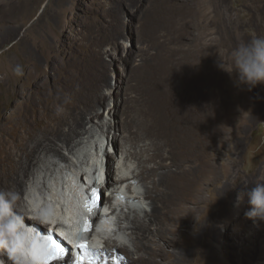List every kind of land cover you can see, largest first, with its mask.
Segmentation results:
<instances>
[{"label":"bare ground","instance_id":"6f19581e","mask_svg":"<svg viewBox=\"0 0 264 264\" xmlns=\"http://www.w3.org/2000/svg\"><path fill=\"white\" fill-rule=\"evenodd\" d=\"M38 1L14 0L22 13L6 27V39L26 24ZM192 1L157 0L158 12L151 14L162 16L184 9L187 18ZM133 2L128 0L131 6ZM10 14L7 3L0 0V27L8 23ZM145 21L138 18L137 36L130 46L122 45L123 55L114 57L119 66L125 64L119 72L120 84L105 69L107 62L99 42L102 29L96 21L88 28L98 38L97 43L82 47L76 56L64 53L60 63L55 59L60 46L47 40L38 24L25 27L11 45L19 51L23 74L14 73L16 60L8 53L5 84L0 80V88L11 101H19L24 113L16 122L22 128L19 132L9 133L6 123L0 126V190L14 192L17 197L8 210L0 209L2 264H26L18 249L30 239L33 227L48 232L51 223L43 217L70 230L78 213L73 203L78 186L88 187L87 181L101 176L111 192L102 189L103 205H108L103 215L106 230L100 235L105 248L93 253L94 264L100 253L104 264H212L216 257L215 227L204 231L195 214L203 184L216 179L215 162L221 155L212 148L220 139L216 129H206L215 113L214 101L200 80V66L208 59L173 57L161 46L148 52L147 33L155 29L151 21ZM114 34L117 38L123 35L119 29ZM0 41L4 39L0 37ZM37 51L45 55L44 64ZM225 85L232 103L246 105L252 119L260 115L255 88L246 96L243 87H236L227 78ZM100 107L109 119L102 117ZM32 133H39L33 143L26 139ZM31 155L34 162L29 160ZM250 174L248 181H253V176L264 178V159ZM124 207L128 213L123 212ZM190 222L196 225L192 228ZM230 222V218L225 219L227 232L223 236L233 233L242 241L232 250L235 264H264V229L263 234L252 233L247 225L246 235L240 228L230 233ZM110 225L118 234L113 242L108 234L113 230ZM120 248L126 258L119 254ZM106 257L110 261L106 262Z\"/></svg>","mask_w":264,"mask_h":264},{"label":"rangeland","instance_id":"374dc122","mask_svg":"<svg viewBox=\"0 0 264 264\" xmlns=\"http://www.w3.org/2000/svg\"><path fill=\"white\" fill-rule=\"evenodd\" d=\"M4 1L11 13L8 23H4V26L0 27V37L4 39V41H0V80H3L4 84V71L8 67V53L15 58L16 66L21 65L19 51L15 46L10 47L22 36L25 27L32 23L40 25L41 33L47 40L55 41L60 46L61 51L55 55V59L59 63L63 60L64 53L68 56H76L79 55L82 47L87 48L95 42L97 43L98 38L88 27L90 22L92 25L95 24L94 21L100 23L102 38L99 42L104 49L103 57L107 62L105 69L108 74L116 76L117 84L121 83L119 72L125 68L123 66L125 64L119 66L114 57L123 55L122 45L130 46L133 37L137 36L140 27L138 18L142 21H151L155 29L147 33L150 38L148 52H153L155 46H161L167 55L173 57L188 55L189 58L208 59V63H205L204 67L200 66V80L214 101L215 113L214 121L210 120V125L208 122L206 129L208 126L210 128L214 126L216 129L215 132L220 139L218 146L212 148L214 151H219L221 155L215 162L216 179L203 184L202 199L195 206V214L197 213V218L201 219L200 227L204 231L207 232L211 225L215 227L217 237L214 239L213 245L216 257L212 264H235L231 259V255H234L232 250L237 248V245L242 241L233 233L230 234L231 236H223L226 231L224 228L225 219L230 218L231 220L230 230H228L230 233L231 230L236 231L239 228L244 232L248 225L252 233L259 234L264 229V223L254 224L253 221L249 224L246 223L244 215L246 198L239 206L236 205V192L241 185L237 184L236 189H227L224 195H218L238 181H248L251 176L250 172L259 167L264 159V85L255 87L261 108L260 115L252 119L246 105L231 102V92L227 90L225 81L227 78L228 82L234 83L235 74L227 76L229 73L219 67V60L225 69L230 70L233 49L253 36H264V0H246V6H244L245 0H193L189 6L187 18L184 17V9L167 12L162 16H159L158 13L151 14L155 11L158 12L157 0H134L133 5L136 3L137 8L129 5L128 0H39L26 24L7 39L5 37L6 27L16 21L15 19L17 15H21L22 9L20 4H16L14 0ZM152 16L153 18H151ZM161 17L165 19L162 20ZM118 29L122 31L123 35L117 38L114 31ZM128 30L132 31V34L128 35ZM184 31L185 34H183ZM133 50H137V42ZM37 55L44 64L45 55L39 51H37ZM113 76L112 84L115 83ZM1 88L0 126L6 123L4 125L9 129V133L14 134L22 130L17 127L18 123L16 122L21 118L24 110L20 108L21 105L17 99L11 101L7 96V91ZM247 91L244 88L243 93L246 96ZM108 92L107 89L106 93ZM111 97L113 99V94ZM99 112L103 118L109 119L107 111L102 107L99 108ZM248 112L249 114H247ZM110 121L113 124V119ZM206 129L203 128V135H205ZM98 132L101 133V131ZM38 134H28L26 139L33 143ZM105 144L106 137L104 136L103 147ZM108 150L112 151L113 149L108 146ZM29 160L35 161L32 155ZM256 179L257 177L253 176V181ZM136 184L139 185L137 182ZM147 201L149 202V199L145 200V202ZM102 203H106L103 192ZM122 210L124 213H128L127 208L124 207ZM195 225L190 222L192 228ZM190 226H188L189 230L192 229ZM109 227H112L110 230L113 229L108 230V234L111 236L109 237L110 241L113 242L118 234H115L114 226L110 225ZM257 241H260L259 237ZM119 242H123V240ZM233 242L234 245L231 244ZM4 243L7 250V241ZM128 245L133 248L130 244ZM119 250V254L122 255L123 250L121 248ZM101 256L100 253L99 260L103 259ZM123 257L126 258L125 255ZM107 261H110L108 257H106ZM0 264H2L1 261Z\"/></svg>","mask_w":264,"mask_h":264},{"label":"clouds","instance_id":"9594fccd","mask_svg":"<svg viewBox=\"0 0 264 264\" xmlns=\"http://www.w3.org/2000/svg\"><path fill=\"white\" fill-rule=\"evenodd\" d=\"M231 59L232 68L230 70L225 69L220 60L219 67L227 71L230 76L235 73L236 87L251 91L257 85H264V36H253L238 44L231 53ZM13 71L16 75L23 74L21 65H17ZM237 184L241 187L236 192V205L239 206L247 198L248 208L244 213L245 217L252 220L254 224L264 223V178L254 181H238L218 196L224 195L227 189H236ZM16 198V193L0 190V209L8 210Z\"/></svg>","mask_w":264,"mask_h":264},{"label":"snow or ice","instance_id":"6c2138e0","mask_svg":"<svg viewBox=\"0 0 264 264\" xmlns=\"http://www.w3.org/2000/svg\"><path fill=\"white\" fill-rule=\"evenodd\" d=\"M43 245V256L45 259L61 260L64 258L65 249L61 247V245L57 243L56 240L48 237L43 240ZM77 247L80 249H87V244L84 241H80L77 243ZM82 259V257L77 258L76 264H81Z\"/></svg>","mask_w":264,"mask_h":264}]
</instances>
